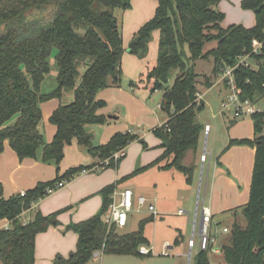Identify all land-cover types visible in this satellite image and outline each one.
Returning a JSON list of instances; mask_svg holds the SVG:
<instances>
[{"label": "trees", "instance_id": "obj_1", "mask_svg": "<svg viewBox=\"0 0 264 264\" xmlns=\"http://www.w3.org/2000/svg\"><path fill=\"white\" fill-rule=\"evenodd\" d=\"M131 1L0 0V154L8 140L20 159L36 158L54 164L59 171L65 147L76 139L90 155L98 158V164L109 158L106 164L100 165L103 169L118 167L126 155L115 160L112 154L126 149L139 139L138 135L117 132L107 143L95 144L87 126L108 122L107 116L98 113L106 106V101L99 99L98 94L107 87L121 85L126 48L116 11L130 9ZM156 1L153 17L134 34L128 48L144 58L153 33L159 31L158 56L130 85L151 93L162 91L161 106L169 114V120L155 128L154 133L162 140L165 150L153 162L138 166L117 183L150 167H158L160 170L175 168L191 184L196 165H187L184 159L188 152L197 151L205 131V125L198 119L205 104L197 100L200 75L195 70V62L200 58L213 59V77L205 76L203 82L211 86L222 68L235 64L238 56L251 50L253 39H258L263 42L261 54L254 59L259 68L239 66L235 76L242 89V99L258 101L264 96V0L241 1L243 9L255 14L253 27L242 24L223 27L225 13L218 8L222 0ZM211 42L216 45L206 50ZM55 49L57 86L43 92L42 82L50 72L49 60ZM65 91L73 93L69 102L62 101ZM52 98L60 100L49 118L57 131L53 139L47 141L41 104ZM251 118L253 139L230 140V144L255 148V160L249 200L234 209H242L246 225L234 221L230 238L221 247L228 264H264V113H255ZM143 145L147 147L146 142ZM95 165L70 167L52 181L37 183L25 195L17 193L8 198L1 195L0 220L10 221L8 229H0L2 264H36V237L59 224V212L44 215L35 211L27 223L21 220L22 213L48 195L46 189L56 181H70ZM117 183L100 190L103 202L98 213L65 227L78 234L77 247L68 257L57 256L54 264H86L96 251L143 257L139 248L150 245L145 227L156 216L152 213L142 218L137 230L132 232L120 233L115 224L108 227L105 213ZM179 242L177 238L175 244ZM194 264H211L209 252L200 250Z\"/></svg>", "mask_w": 264, "mask_h": 264}, {"label": "crops", "instance_id": "obj_2", "mask_svg": "<svg viewBox=\"0 0 264 264\" xmlns=\"http://www.w3.org/2000/svg\"><path fill=\"white\" fill-rule=\"evenodd\" d=\"M241 1L242 0H236L235 8H233L232 11L236 18L227 23L224 20L222 22L223 27H227L232 24H242L245 27H253L256 24L255 14L251 10L243 9L241 7ZM155 2L153 0L131 1V8L124 12V15L129 16L130 18L129 22L132 26L131 34L134 35L145 22L153 17L157 7V1L155 0ZM228 2L232 3V0H222L219 3V9L225 13V16V7L226 4L229 5ZM155 32L157 35L156 42L158 45L159 31ZM127 45L129 44L124 45L127 51H125L122 58L123 77L121 85L107 87L102 89L98 94L99 99L106 101V106L99 109L98 113L107 116L108 122L104 125H100L101 127L98 128L96 139H94L95 144H105L115 133L122 131L125 132L127 130L128 125L127 122L123 120V116L128 105H130V119L127 118V120L132 123H134L132 120H136L137 115L146 120L149 119V115L155 114V108L153 106V102L151 101L153 93L160 92L162 94V99L158 101V106L162 108V91H155L151 93L147 89L140 87L133 88L130 85L131 81H136L138 79L140 73L144 70L148 63L147 60L145 61L134 56ZM152 50L153 53L151 60L155 57L156 46L152 47ZM215 84H217L216 86H221V92L222 88L225 89L226 92L228 91L226 84L219 76L215 77L212 85L208 87H214ZM201 98L203 101L202 94ZM71 99V91H65L62 101L69 102ZM59 103L60 100L58 98H52L41 104L43 112V130L47 141H51L57 131L56 125L52 124L49 121V118L53 111L58 107ZM162 110L164 115L157 118L156 128L160 127L169 120V114L163 108ZM146 112L148 113V118H146ZM109 115H112V117H109ZM232 124H234L235 127H238V131H234L232 128H227L223 145L215 149V137L213 139L211 152L209 151V153H207L205 149L204 153H201V156L206 155V159L204 161L201 159L202 161H200V163H195L196 170L191 184L187 183L185 177V183L188 188L193 187L196 181L200 178L197 183L200 185L199 188H201V190L203 189L204 192L202 203L211 208L213 220L215 226L217 227H219L218 224L220 225V222H218L219 219H217L218 215L222 217H234V215L238 212L234 209L248 202V193H250L252 181L255 148L244 144H233V146H230V140L243 138L253 139V119H237L234 117ZM204 125L205 127L206 125H210L211 128L209 132L207 133L204 131L206 135H210L212 125L209 123ZM250 125L251 127H249ZM245 128L249 129L246 133L242 132ZM127 131H130V129ZM149 136H151V134L147 137ZM156 142H158L159 149L155 151H151L148 144L144 149L143 146L139 147L135 144L132 148L137 147L134 149L133 153L131 154L130 151L127 153L126 151V156L121 160L115 170L105 168L100 171H88L77 174L73 179L67 182L65 187L46 195L44 198L33 203L31 209L22 213L21 220L23 221L28 218L32 219L35 211H40L44 215L59 212L58 219L60 225L50 226L47 231L39 233L36 237V264H54V260L57 256L61 255L68 257L71 252L76 249L78 234L73 230H65V227L70 223L86 220L101 210L103 202V198L100 193L101 189L112 183H117L121 178L131 174L138 166H146L158 158L164 152L165 148L161 145V139H155L153 143ZM141 148L142 151L140 152ZM197 152L198 149L194 153ZM188 155L189 153H187L184 162L189 165L192 162L190 161L191 159H188ZM93 163H99L98 158L90 155L76 139L65 147L64 157L60 162L59 171H57L54 164L44 163L36 158L20 159L15 150L10 146L9 141L6 140L5 148L0 154V197L3 195L5 198H8L13 194L34 188L39 182L52 181L56 178L57 174H63L70 167L80 165L86 166ZM201 163L203 166V174L199 177ZM147 170L137 175H141ZM175 172L180 171L175 168L163 170V173L169 174L163 181V200L167 199V197L170 198L167 196L168 193L172 194L174 191L177 192L180 189H178L180 184L175 181ZM133 177L135 178V176ZM133 177L128 178L121 183H117V188H130L133 190L135 196L145 195L143 189H137ZM165 188L166 191H164ZM149 199L154 204L152 198ZM197 209L199 208L196 205V210ZM144 210L149 211L147 209H143L142 211ZM133 212L129 214L128 223L124 228H122V233L137 230V225L142 218L137 222H132L131 215ZM176 213L178 214V211ZM7 222V219H1L0 229L3 228L4 224ZM193 223H191L192 233ZM199 223L200 222H197V229ZM222 226L224 227L227 225L224 224ZM178 227L179 231L185 230V226L183 225ZM224 235L225 234L223 233L219 234L220 237ZM135 258L136 259L129 260L128 264H149L147 263L148 259H142L143 257ZM106 263L119 264V260L115 259L111 262V260L107 259L105 255L101 259V264Z\"/></svg>", "mask_w": 264, "mask_h": 264}, {"label": "rangeland", "instance_id": "obj_3", "mask_svg": "<svg viewBox=\"0 0 264 264\" xmlns=\"http://www.w3.org/2000/svg\"><path fill=\"white\" fill-rule=\"evenodd\" d=\"M153 1L155 2V0ZM235 4H236V0H232V3H229V5L226 4L225 7L226 16L224 19L226 23L236 18L235 14L232 12L233 8H235ZM125 11L126 10L119 9L116 11V15L118 20L120 21L121 32L124 43L129 44L134 35L131 34L132 26L129 22L130 18L129 16L124 15ZM156 37L157 35L155 32L153 33L152 40L149 44L148 53L144 58H140L136 54L133 55L139 59H143L145 61L147 60L148 64L155 61L158 55V45L156 42ZM215 45L216 42L208 43L206 46V50L212 48ZM155 46H156L155 57L154 59L151 60V56L153 53L152 47ZM56 53L57 50L56 49L53 50V54L50 57L49 60L50 72L46 75L45 79L42 82L43 92H49L57 86L58 67L55 57ZM213 68H214L213 59L208 60V59L200 58L195 62V70L200 75L199 76L200 93H198L200 98L198 99V101L199 100L201 101L202 99L201 94H202L203 101L205 103V108L198 114V119L203 124L206 123L211 124L212 131L210 135H206L203 132L197 153H194L193 151L188 152L189 153L188 159H191L190 161L192 162V164L193 163L195 164L196 162L200 163V161L203 160V156H201V153H204L205 149L207 153H209V151L211 152L213 146V139L215 137H216L215 149H217L219 146L224 144L225 141L224 137L227 128L228 129L232 128L234 129V131H238V127L237 126L235 127V125L232 124V121L235 117L233 109L231 107L224 108L222 105V103L227 100V96L229 92L228 91L226 92L225 89L223 88L221 92L220 91L221 86H216L217 84H215V86L211 88L203 84V82L205 81L204 78L205 76H211V78L213 77L212 75ZM174 75L175 72H173L172 74L171 81L173 80ZM217 76L218 74L216 75V77ZM72 96L73 94L71 92V98H73ZM151 99H152L151 101L153 102V106L155 108V114L149 115V119L144 120L143 117L137 115L136 120H132L134 121V123H132L127 120V118L130 119V112H129L130 105H128L126 107V110L124 111L123 120L127 122L128 125L127 130L130 129V131L126 130L125 132L132 131L131 133H135L139 137V139H136L135 141L131 142L130 145L126 147L127 153L130 151V153L132 154L137 146L139 147L143 146L144 149L143 142H146L150 146L151 151H155L159 149L158 142L156 143L153 142L155 141V139H160L157 138V136L155 135L154 129L156 128L155 126H156L157 118H160L164 115L162 108L158 106V101L162 99V94L160 92L153 93ZM257 102L259 104L264 105V96L260 97ZM222 109H223V113L221 112ZM146 118H148L147 112H146ZM236 118L237 119L245 118L252 120L251 116L248 115L242 117H236ZM99 127H101L99 124H90L87 126V130L93 134L94 139H96L97 130ZM249 127H251V125ZM248 130H249L248 128H245L242 132L246 133ZM149 134H151V136L147 137ZM135 144H137V146L135 148H132ZM230 146H233V144H231ZM141 151L142 148L140 152ZM108 169L115 170L117 168L109 167ZM202 170H203V166L201 163L199 170V177L201 174H203ZM175 173H176L175 181L178 184H180V186L178 187V189L179 188L180 189L177 192L174 191L172 194L168 193L167 196H169L170 198L167 197V199L164 200H163V181L166 179V177L169 174L163 173V170H160L157 167H152L143 174L136 175L135 178L133 177L137 189L138 188L143 189L146 197L152 198L154 202V206L156 208V214H155L156 217L154 221L148 222L145 227V235L150 241V245L148 244L147 245L148 247H153V253L150 255H143L142 259H148L147 263L149 264H194L196 255L200 251V239H199L198 230H197V234L194 237L195 246L192 249L189 247V240L192 238L191 223L195 221V218L197 222H200V217H201V206L203 204L202 199L204 192L203 189L201 190V188H199L200 185L197 183V181L199 182L200 178L199 180L196 181L193 187L188 188V186L185 183V176L180 172H175ZM164 191H166V188ZM248 198H249V193H248ZM196 205L199 208L197 210H196ZM179 209L185 210L183 216H180L176 213ZM237 211H238L237 214H235L234 217L232 216L233 218L222 217L220 215L217 216V219H219L218 222H220V225L218 224L219 227H217L218 229H220L219 234L222 233V228H223L222 225L224 224H226L230 229L234 221H238L242 226L246 225V220L242 215V209L238 208ZM150 214H152V212L146 210L141 212L134 211L131 215L132 222H137L141 218L146 217ZM177 224L185 226V230L179 231L178 226L180 225ZM59 225L60 222L58 225H52V226H59ZM118 231L122 233V228H118ZM177 238L180 239V242L178 244H175ZM229 238H230L229 233H225V235L221 237L219 236L218 238L219 246L222 247L224 243L228 242ZM165 245H170L172 247V249H170L169 255L163 253ZM105 255L107 259L111 260V262H113L115 259L119 260V264H128L129 260L136 259L135 257L137 258L141 257L135 255L115 256L113 254H104L101 252L98 259L93 257L86 264H101V259ZM209 257L211 260V264H228L225 262L222 253L221 254L209 253ZM0 264H2L1 261Z\"/></svg>", "mask_w": 264, "mask_h": 264}, {"label": "built area", "instance_id": "obj_4", "mask_svg": "<svg viewBox=\"0 0 264 264\" xmlns=\"http://www.w3.org/2000/svg\"><path fill=\"white\" fill-rule=\"evenodd\" d=\"M263 48V42L258 39H253L252 48L249 52H246L240 56H238L235 64H226L218 76L220 79L226 84L228 90L227 100L222 103L224 108L231 107L234 111L235 117L242 116H252L255 113H264V105L259 104L257 101H252L248 98L242 99V89L238 86L235 76V70L239 66L243 67H251L254 69L259 68V64L255 62L257 55H260ZM199 94L197 100L199 99ZM223 112V109H222ZM210 125H206L205 131L208 133L210 130ZM126 155V149L121 148L115 151L112 154V158L115 160L120 159L121 157ZM206 159V155H203V161ZM109 161V158L101 161V164H106ZM98 164V163H97ZM93 166L90 169L83 170L82 172L88 171H100L103 169L101 164ZM67 180L62 179L58 180L54 183L53 186L48 187L46 190L48 195L55 192L58 189H61L66 186ZM21 195H25L26 191H21ZM143 209H147L150 212L156 214V208L151 200L145 195L135 196L134 192L130 188L118 189L117 187L111 194V203L109 205L108 211L105 213V223L110 227L115 224L118 228H124L129 219V214L133 211L141 212ZM185 210L179 209L178 214L183 215ZM31 218L23 220V223H27ZM10 227V221L4 224L5 229ZM199 234L200 239V250H207L209 253L221 254L222 249L218 244V235L219 229L215 226L213 220V213L209 206L204 203L201 206V217L200 223L197 229V221L193 223V233L192 238L189 240V247L192 249L195 246L194 237ZM230 228L228 226H224L222 228V233H229ZM172 247L170 245H165L163 253L169 255L170 249ZM153 253V247L141 246L139 248V253L143 255H148L149 253ZM101 254V251L94 252L93 257L98 258Z\"/></svg>", "mask_w": 264, "mask_h": 264}, {"label": "water", "instance_id": "obj_5", "mask_svg": "<svg viewBox=\"0 0 264 264\" xmlns=\"http://www.w3.org/2000/svg\"><path fill=\"white\" fill-rule=\"evenodd\" d=\"M110 116L112 117V115H109V117H110Z\"/></svg>", "mask_w": 264, "mask_h": 264}]
</instances>
